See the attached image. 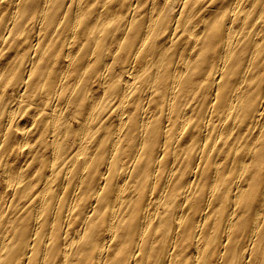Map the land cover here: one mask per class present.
I'll use <instances>...</instances> for the list:
<instances>
[{"label": "bare ground", "instance_id": "obj_1", "mask_svg": "<svg viewBox=\"0 0 264 264\" xmlns=\"http://www.w3.org/2000/svg\"><path fill=\"white\" fill-rule=\"evenodd\" d=\"M0 264H264V0H0Z\"/></svg>", "mask_w": 264, "mask_h": 264}]
</instances>
